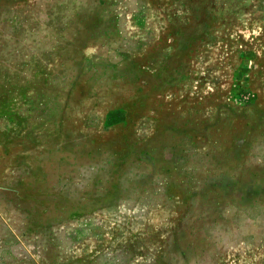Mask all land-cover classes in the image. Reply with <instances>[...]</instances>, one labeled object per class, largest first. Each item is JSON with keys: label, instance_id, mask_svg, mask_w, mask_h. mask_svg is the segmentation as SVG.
I'll use <instances>...</instances> for the list:
<instances>
[{"label": "rangeland", "instance_id": "obj_1", "mask_svg": "<svg viewBox=\"0 0 264 264\" xmlns=\"http://www.w3.org/2000/svg\"><path fill=\"white\" fill-rule=\"evenodd\" d=\"M0 264H264V0H0Z\"/></svg>", "mask_w": 264, "mask_h": 264}]
</instances>
